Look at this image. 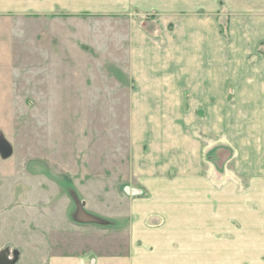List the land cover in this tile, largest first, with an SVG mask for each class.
<instances>
[{
    "label": "rangeland",
    "instance_id": "obj_1",
    "mask_svg": "<svg viewBox=\"0 0 264 264\" xmlns=\"http://www.w3.org/2000/svg\"><path fill=\"white\" fill-rule=\"evenodd\" d=\"M212 5L180 8L173 15L131 13L155 45L158 42L166 46L170 41L177 44L178 71L154 73L158 80L177 75V82L169 88V102L133 100L134 94L146 89V71H125L122 63L110 62L112 32L117 36L123 34L126 26L122 20L128 12L113 17L108 13H82L73 24H62L54 30L45 22L32 25L23 19L3 25L7 31V27L13 29L11 40L0 33V50L7 48L10 52L4 55L0 51V99H4L0 101V143L10 151L7 157L0 153V252H6L13 264L28 261L27 238L41 239L46 233L45 224L26 222L28 210L23 205L13 206L23 201L27 192L32 191L29 198L46 194V188L42 190L37 182L35 190L29 189L31 184L24 182L28 174L48 177L63 190L65 197L72 200L70 212L75 210L76 203L80 209L85 208V214L92 215L94 222L85 221L82 213L80 219L74 217L81 229L67 238L98 254L118 251L124 241L122 220L129 200L147 198L150 189L158 185L153 183L149 188L142 178L185 174L193 145L202 147L201 171L218 184L233 152L223 139L202 133L207 110L204 106L213 108L215 102L212 99L210 104L203 103V72L197 69L202 55L190 51L194 50L190 47L201 43L200 38H195L196 32L201 28L209 30L210 25L212 31H218L227 41L230 39L233 7L220 0L215 12L208 11L213 9ZM28 30L32 31L33 40L31 35H22ZM52 31L64 33L66 37L58 42H64L65 48L78 42L80 57L62 52L58 42L41 45L35 39L38 34ZM30 65L37 66L36 71L42 72L43 77L39 79L37 72L30 73ZM37 78L45 82L46 98L18 100L16 95L24 94V85ZM232 89L227 86V105L233 100ZM186 91L188 97L183 96ZM48 191L50 194L51 189ZM68 220L72 221L70 214ZM212 237H219L218 232L212 231Z\"/></svg>",
    "mask_w": 264,
    "mask_h": 264
},
{
    "label": "crops",
    "instance_id": "obj_2",
    "mask_svg": "<svg viewBox=\"0 0 264 264\" xmlns=\"http://www.w3.org/2000/svg\"><path fill=\"white\" fill-rule=\"evenodd\" d=\"M221 1L233 7L235 15L230 23L229 41L208 25L209 30L201 28L195 34L201 43L195 48L190 47L194 49L190 50L192 53L202 55L197 69L203 72V103L210 104L212 99L215 102L213 108L204 106L207 110H204L202 133L223 139L233 152L222 169L224 173L220 174L218 184L213 180L215 178L201 171L202 147L193 145L185 174L168 176L166 173L142 178L149 188L153 183L158 185L150 189L147 198L129 200V208L122 220L124 241L118 251L98 254L82 249L73 238H67L80 232V224L75 223L74 217L78 219L82 213L87 219L92 215L85 214V208L80 209L76 203L73 204L75 210L70 212L72 206L63 190L52 184L48 177L28 174L24 182L31 184L29 189L35 190L37 182L42 190L46 188V194L29 198L32 191L27 192L25 201L15 202L13 206L22 208L23 205L28 210L26 222L45 224L46 233L41 239L29 237L25 240L26 264H264V0ZM219 2L0 0V33L11 40L13 28L7 27V31L3 25L20 19L32 25L45 22L54 30L62 24H73L82 13L89 16L108 13L113 17L128 12L122 20L126 26L123 34L117 36L112 32L115 48L110 47V62L122 63L125 71H146V89L134 94L133 100L140 103L169 102L172 101L169 88L177 82V75L174 74L170 81L158 80L156 71H178L177 44L170 41L166 46L158 42L155 45L154 39L148 37L140 21L131 13L173 15L180 8L210 4L213 9L208 11L215 12ZM57 31L38 34L35 39H39L41 45L57 44L66 37ZM31 32L28 30L22 35L29 37ZM58 44L62 52L76 53L77 59L80 57L78 42L76 45L69 43L66 48L64 42ZM5 49H1V53L9 54ZM115 53L117 57H114ZM120 53L122 57H119ZM37 69V66L30 65L28 71L37 72L40 79L42 72ZM73 72L75 75L76 71ZM38 78L24 85V94L16 95L18 100L42 101L46 98L47 87L44 88L45 82ZM228 85L233 88V100L229 105L226 104ZM186 95L188 97L189 92H183V96ZM212 231L218 232L219 237H212Z\"/></svg>",
    "mask_w": 264,
    "mask_h": 264
},
{
    "label": "water",
    "instance_id": "obj_3",
    "mask_svg": "<svg viewBox=\"0 0 264 264\" xmlns=\"http://www.w3.org/2000/svg\"><path fill=\"white\" fill-rule=\"evenodd\" d=\"M0 153L2 154L3 157H7L10 154V151L8 150L7 146L4 143L3 144L0 143ZM91 220L92 218H87L85 221H91ZM91 222H94V220ZM0 264H13V261L10 259V257L6 252H0Z\"/></svg>",
    "mask_w": 264,
    "mask_h": 264
}]
</instances>
